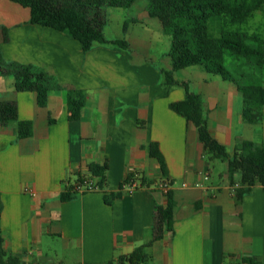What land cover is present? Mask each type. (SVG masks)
<instances>
[{"label": "crops", "instance_id": "obj_1", "mask_svg": "<svg viewBox=\"0 0 264 264\" xmlns=\"http://www.w3.org/2000/svg\"><path fill=\"white\" fill-rule=\"evenodd\" d=\"M105 38L127 46L95 44L84 52L67 33L31 24L28 9L0 0L3 61L46 69L57 85L40 107L34 92L17 91L13 76H0V103H14L17 120L31 126L19 137L15 123H0L3 250L25 264H107L137 247L147 255L142 264H264V187L238 199L225 163L208 160L195 127L170 105L184 100L183 85L200 96L210 134L230 155L243 140L264 143V112L260 124H247L232 83L190 67L167 85L169 52L161 55L163 68L124 38ZM253 75L264 85V67ZM68 91L85 95L75 120ZM93 164L107 166L103 189L63 201ZM129 176L139 183L132 192L122 189ZM163 180L174 203L170 230L161 219L167 196L154 186Z\"/></svg>", "mask_w": 264, "mask_h": 264}, {"label": "trees", "instance_id": "obj_2", "mask_svg": "<svg viewBox=\"0 0 264 264\" xmlns=\"http://www.w3.org/2000/svg\"><path fill=\"white\" fill-rule=\"evenodd\" d=\"M29 10V22L45 28L67 33L78 41L84 52L95 44H112L126 48L123 40L108 41L103 28L106 23V8H129L137 0H10ZM147 13L156 19L171 44V71L164 72L165 83L175 84L174 72L198 67L203 72L232 83L242 97L241 117L247 124H260L264 112V85L253 75L264 67V33L249 32L242 27L255 13L264 14V0H149ZM125 30V29H124ZM3 41L8 40L6 29H2ZM245 61L239 67L237 77L231 75L223 65L225 53ZM0 76H13L17 91H32L36 103L43 107L52 87L57 85L46 69L17 62L7 63L0 56ZM185 98L172 103L170 108L183 116L196 129L204 154L209 161H220L226 165L230 185L236 197L249 193L257 185L264 187V143L243 140L230 155L224 145L212 137L203 113L200 96L189 93ZM69 119H78L85 104L84 93L68 91L66 94ZM0 123H15L18 136L31 133L29 123L17 120L14 103H0ZM148 154L156 159L164 172V162L154 144L148 146ZM106 164L89 167V177H78L75 184L89 179L100 189L105 184ZM238 177L237 182L235 177ZM129 176L128 179H130ZM125 181V182H126ZM74 184V185H75ZM147 182L141 179V185ZM74 185L67 187L61 199L66 201L74 194ZM148 185V184H147ZM166 208L161 213L166 229H171L174 203L169 193ZM147 260L144 247H137L129 255L107 264H142ZM0 264H25L19 258L7 254L0 238Z\"/></svg>", "mask_w": 264, "mask_h": 264}, {"label": "rangeland", "instance_id": "obj_3", "mask_svg": "<svg viewBox=\"0 0 264 264\" xmlns=\"http://www.w3.org/2000/svg\"><path fill=\"white\" fill-rule=\"evenodd\" d=\"M148 4L149 0H137L129 8H106V23L103 31L108 39L124 38L133 44V50L139 54H145V56L154 60L157 65L164 68L168 61L165 57L164 59L161 58V55L166 52H169L170 55V39L160 33L159 22L156 19L149 20L153 24H150L148 20L145 21ZM133 19H138V22L133 23ZM242 28L249 32L260 31L264 33V14L255 13ZM240 63L245 64V61L237 59L227 52L224 54L223 65L234 77L239 74ZM179 73H181L180 76L185 74ZM236 178L238 179V177Z\"/></svg>", "mask_w": 264, "mask_h": 264}, {"label": "built area", "instance_id": "obj_4", "mask_svg": "<svg viewBox=\"0 0 264 264\" xmlns=\"http://www.w3.org/2000/svg\"><path fill=\"white\" fill-rule=\"evenodd\" d=\"M204 179H207V175H205ZM157 189H159L163 194L167 195L169 192V189L171 187V183L167 180L160 181L159 183H156L154 185ZM200 187L201 184L194 183L193 185H189L187 183H183L182 187ZM242 185L237 183L234 185L235 188H239ZM139 187L138 181L135 179V177H131L126 182L123 183L122 189H126L129 192H132L136 188ZM100 191V189L94 184L93 181L89 179L83 180L81 183H77L74 185V193H85V192H95Z\"/></svg>", "mask_w": 264, "mask_h": 264}]
</instances>
